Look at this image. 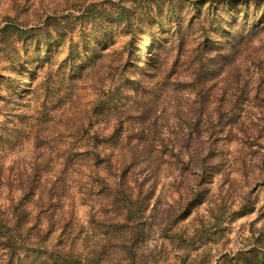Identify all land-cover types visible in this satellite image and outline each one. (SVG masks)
I'll return each mask as SVG.
<instances>
[{"label": "clouds", "instance_id": "obj_1", "mask_svg": "<svg viewBox=\"0 0 264 264\" xmlns=\"http://www.w3.org/2000/svg\"><path fill=\"white\" fill-rule=\"evenodd\" d=\"M250 3L254 17L189 27L182 6L143 0H5L0 179L35 173L39 192L0 211V264H264V0ZM44 44L59 50L40 64ZM70 44L98 55L65 76Z\"/></svg>", "mask_w": 264, "mask_h": 264}, {"label": "rangeland", "instance_id": "obj_2", "mask_svg": "<svg viewBox=\"0 0 264 264\" xmlns=\"http://www.w3.org/2000/svg\"><path fill=\"white\" fill-rule=\"evenodd\" d=\"M227 1L232 2L231 3L233 5L232 7L233 9L231 11L232 13H229L226 7L222 8V6H224L223 2H227ZM4 2L5 0H0V16L4 15L3 13ZM143 2L147 6V10L149 12L152 10L151 9L152 4H156L158 9H163L169 6L171 9H175L178 6H182L185 16H188L190 14L192 15V19L189 20V27H191V25L193 24L194 20L197 17H200L202 14H206L208 11H217L221 9L219 13H222V14L224 13L225 17L226 16L232 17V18H237L238 16L241 17L243 15L242 12H244L246 8L245 4H248L250 0H143ZM252 9L255 10L253 4H252ZM22 10L27 11V8H23ZM173 18L178 24H182V17L174 16ZM220 21H221L220 23L223 22V20H220ZM177 31L179 32V28L177 29ZM120 47H122V45H120ZM69 49H70V46H69ZM79 49H80L79 61L83 58L88 57L94 52L97 55V52L95 51V49H93L88 44H84ZM42 50H44V47ZM37 63H39V57L37 59ZM173 67L176 69L177 72L180 71V66L178 64H174ZM62 68H63L62 69L63 74L67 76L69 72V66L68 65L66 66V63H64L62 64ZM85 89H86V86H82L80 89L81 103H83L86 100L91 99V97L86 94ZM237 101L239 102V97H237ZM47 104H48V100L46 99L45 105L47 106ZM74 107H75L74 104L68 103L65 111L60 114L61 119H71V116H69L68 114L72 112ZM63 128H64L63 123L59 124L58 126H53L51 128H44L41 134L46 137L45 143H49L51 139H55L54 133L60 132L61 129ZM33 146H34L33 144H28L24 147L22 151H20L19 153H14L13 155L18 156L21 159H30L32 156ZM63 146L67 147V145H63ZM7 164H8V174H11L13 170L14 161L9 159L7 161ZM10 184H11L10 182H6L3 179H0V211H2L5 208V205H7V207L10 208L13 211V213H15V211L19 208L20 204L22 203V196L20 192L15 191L13 188H10L8 186ZM14 201L16 202L15 205H13ZM190 209H191V205H190V208L186 210V212H190ZM248 210L249 209H245L244 212H247ZM79 211L82 217H85L87 215V209L85 207H80ZM244 212H242L241 214H244ZM194 214L195 213H193V215ZM216 231L219 232L221 231V229L218 228L216 229ZM213 243H215V241H213ZM221 247H223V245H221ZM222 254H227V253L225 252ZM201 264H203V261H201Z\"/></svg>", "mask_w": 264, "mask_h": 264}, {"label": "trees", "instance_id": "obj_3", "mask_svg": "<svg viewBox=\"0 0 264 264\" xmlns=\"http://www.w3.org/2000/svg\"><path fill=\"white\" fill-rule=\"evenodd\" d=\"M231 3L232 2H230V1L223 2L224 6H222V8L226 7L227 11L229 13H232L231 11L233 9L232 8L233 5ZM245 7L246 8H245L244 12H242L243 15L241 17L240 16H238V17L242 18V19H248L249 17H254L255 16V10L252 9V4L249 2L248 4H245ZM220 10L208 11L205 15L208 18H210V20L213 22V24H218L221 22L220 20L225 21V19L228 18V16L225 17L224 13L223 14L219 13ZM231 15H233V14H231ZM69 46H70V51H69V56H68L67 62H66V66L67 65L69 66L68 75L74 70V68L76 67V65L80 59V56H79L80 49L79 48L76 49V46L73 44H70ZM43 47H44V50H42ZM38 50L44 52V56L39 57V63L42 64L44 62L50 61L51 58L54 57L58 53L59 48L57 46L53 50L49 51V49L47 48V45L44 44V45H41V47ZM92 55L96 56V53L94 52ZM97 55H98V53H97ZM223 59H226V58H223ZM61 68H62V65H61ZM35 182H36V176L33 173L32 180L30 183L27 184L26 187H22L19 185L13 186L11 184L8 185L10 188H13L15 191H18L21 193L22 203L20 204L19 208L21 207V205L23 204L24 201L28 200L29 197H35L38 194L39 189L38 188L34 189V187H33ZM41 183H43L42 177H41ZM49 191H50V189H49ZM197 202H199V198L197 199V201H193L190 203L191 207L194 206ZM44 211H47V209L41 210V212H44ZM39 220H40V213L37 214V221L39 222ZM223 255H227V254H223Z\"/></svg>", "mask_w": 264, "mask_h": 264}]
</instances>
